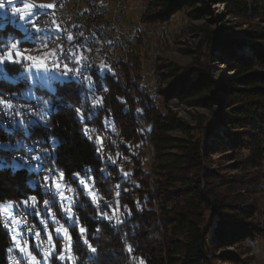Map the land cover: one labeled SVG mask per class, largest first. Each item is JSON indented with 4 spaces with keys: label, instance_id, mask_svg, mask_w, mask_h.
Listing matches in <instances>:
<instances>
[{
    "label": "trees",
    "instance_id": "obj_1",
    "mask_svg": "<svg viewBox=\"0 0 264 264\" xmlns=\"http://www.w3.org/2000/svg\"><path fill=\"white\" fill-rule=\"evenodd\" d=\"M219 1L224 14L235 19V23L209 32L197 30L204 33V42L208 43L210 52L214 49L217 58L223 56L233 62V73L227 80L232 88L217 83L203 64L181 74L168 65L167 74L162 76L176 81L159 91L163 107L155 111L151 100L142 96L132 82L128 83L124 93H120L106 73L102 81L92 76V85L87 88L68 80L56 82L55 97L52 96L49 103L56 112L50 110L48 127L32 116H27V121H32L27 126V135L24 125L19 123L22 117L16 118L15 133H9L0 125L1 142L13 144L25 139L32 142L30 139L35 138L42 147H47L52 168L60 175L63 173L62 182L75 190V204L70 209L75 224L68 230L74 264H91L93 254L84 245V238L97 250L96 264H210L217 250L254 242L264 236L263 213L256 200L249 203L251 195L264 196L261 184L264 182V31L247 33L243 37L245 40H238L237 34L231 32L250 20H257L264 27V0ZM197 4L201 7L195 8ZM157 6L159 11L151 15L149 12L146 20L151 17L164 20L184 9L193 10L187 14L192 20H211L207 0H163ZM1 20L0 51H7V43L16 44L18 49L44 45L43 37L30 23L25 22L19 28L17 23ZM134 38L137 42V37ZM253 40L255 44L248 43ZM243 46L249 54L240 52ZM129 54V66L134 68L135 56L131 49ZM23 65V62L5 63L8 76L19 77L27 66ZM128 70L125 66L127 74ZM160 78L161 75L158 80ZM21 83L23 81L11 84L0 80V93L9 94L20 105L28 104L25 97L12 95L21 90L18 88ZM45 93L48 92L39 90L34 94L48 98ZM217 94L221 95V101L216 99ZM91 95L96 99L95 105ZM57 98L60 99L58 105ZM70 104L83 105L85 111H81L100 128L108 129L119 123L121 169L111 163V154L106 153L107 163L104 164L98 139L95 136L88 139L80 129L87 119L79 124ZM171 104L205 109L217 104L223 111L230 108L232 116L223 121L227 125L226 141L208 147L203 139L204 132H212L214 125L203 129L202 138L197 137L195 127L178 118L168 107ZM137 118L145 123L143 129ZM2 121L0 119V123ZM87 128L84 127V131ZM173 133L179 136H173ZM149 146L153 150L150 162L146 155ZM17 147L21 149L19 154L15 150L1 152L2 157L9 156L7 160H15L24 167L17 170L0 168V203L12 201L17 204L26 195H36L38 201L49 199V209L38 203L36 210L27 206L31 210L27 213L40 234H44V228L53 233L63 223L56 208L63 209L66 205L56 206V198L43 187L40 173L29 170L17 159L24 154L25 147ZM9 152L11 154L7 155ZM242 153L245 157L240 160L238 157ZM212 155L224 156L232 162L233 170L245 175L222 179L207 168ZM80 180L85 181L91 193H85ZM110 181L116 196L110 194ZM112 197L116 207L109 203ZM19 208L24 210L23 206ZM114 208L119 213L118 222H114ZM53 215L55 222L49 219ZM81 228L85 229L83 237ZM8 242L0 221V264H6ZM53 244L59 249V240L54 239ZM238 264L243 263L239 261Z\"/></svg>",
    "mask_w": 264,
    "mask_h": 264
},
{
    "label": "rangeland",
    "instance_id": "obj_2",
    "mask_svg": "<svg viewBox=\"0 0 264 264\" xmlns=\"http://www.w3.org/2000/svg\"><path fill=\"white\" fill-rule=\"evenodd\" d=\"M163 0H130V2L127 4L125 3V11L123 14L121 25L123 29L126 31V37L129 39V50H132L133 56H135V66L130 67V54L128 52V60L127 63L123 65L122 68L125 66L127 69H129L128 74L126 71L124 72L122 69L123 75V82L120 84H116L118 87L120 93H124L125 90L128 87V83L132 82L135 86V88L139 91V93L144 96L148 97L151 100L152 106L154 107L155 111L160 110L163 105L160 95V90L165 89L168 87V84H172L176 81V79L170 77V78H163L164 74H167L166 67L168 65H172L173 68L177 69L179 74L183 73L185 70L193 67H198L199 64H203L207 68V72L211 77L214 78V80L220 84L227 85L228 88H232L233 86L228 82V78L232 76V64L233 62L226 60L225 57L221 56L220 58L216 57V51L213 49V51H209L210 47L207 42H204V33L206 31L215 30L217 28L223 29L226 28L229 24H234L235 19H232L230 17H227L223 12V5L219 0H207V8H208V14L211 17L210 21H204V20H192L188 17V13L193 11L184 9L180 13L170 16L168 18H165L164 20H155L154 18H149L151 20H146L145 16L148 15L150 12V15L152 12L156 13L159 11V7L157 4L162 3ZM30 2H33L34 5H38L40 7H31L26 9L25 5H29ZM5 7L0 9V21H3L1 19H4L5 21L17 23V26L19 28H22L25 22L31 23L29 20L30 13L32 12V15L34 11L37 8L42 9H49V3L48 0H11V3H8L7 0H4ZM151 3V5H149ZM31 5V4H30ZM200 4H197L195 8H200ZM15 9H20L21 11L19 13L14 12ZM21 15H24V19H21ZM208 17V18H210ZM224 25V26H222ZM1 26V24H0ZM223 27V28H222ZM34 28V27H33ZM202 29L203 32H199L197 29ZM35 29V28H34ZM264 31V27H262L257 20H250L246 24H241V27L234 28L231 32L236 33L237 39H243L247 33H256L258 30ZM123 30V31H124ZM124 31V32H125ZM42 36V35H41ZM134 37H137V42ZM242 40V42H243ZM254 41V40H253ZM249 44L253 45L256 42H248ZM45 44V43H44ZM8 49L5 52L0 51V56L7 57L9 53H14L16 51L24 53L25 56H31L34 59L32 61H28L27 59L23 60L24 63L23 66H26L27 62L28 65L25 67L24 71L20 74L19 77H10L5 69V63L0 64V80H3L5 82L16 84L19 80L23 81L21 85L18 87L21 90H19L18 93H25L27 95H15L20 97H25L28 104L26 105H35L36 100L35 97H37L34 93H38L39 90H46L48 93V98L51 99L52 96L55 97L56 93V82L62 83L64 81H67L68 78L66 76H60L57 73L49 70L44 69H37L33 67L36 64H43L45 65V62L50 60L51 51L48 47L47 51L44 50V45L42 46H35L33 48H19L16 47V49L12 48V44L7 43ZM26 50V51H25ZM243 55L249 54L250 51L246 49V47L243 46L242 50ZM14 59H19V57H13ZM26 62V63H25ZM8 63V62H7ZM13 63V62H9ZM29 69H31V72H29ZM161 75L160 80L159 76ZM98 77L97 75H94V77ZM3 77H6L3 78ZM39 82V83H38ZM26 84V85H25ZM126 84V85H125ZM122 86V87H121ZM108 91V86H105ZM42 93H44L42 91ZM108 93V92H107ZM0 95L8 101V95L5 92L0 93ZM0 96V97H1ZM39 97H42L39 95ZM91 98L93 100V105L96 104V99H94L91 95ZM216 99L221 101L222 97L221 95L217 94ZM31 101V102H30ZM9 102V101H8ZM25 102V103H27ZM14 105V104H13ZM72 105V104H70ZM15 106V105H14ZM73 107H76L72 105ZM220 105H214L211 109H205V108H199V107H189L187 104H171L168 107L175 113V115L182 119L183 121H186L188 124L192 125L196 129V136L202 138L205 134L206 136L203 138L207 146L210 148H213L216 146V144L219 141H226V128L227 125L223 124V121H227L230 116H232V110L227 109L226 111H223V108H219ZM37 107H42V105H38ZM84 109V107L82 108ZM132 109V107H131ZM50 110L53 112H56V108L51 106L50 104L46 106V112L48 115V119L50 116ZM85 111V109H84ZM72 112V111H71ZM81 116L84 115L86 117L87 114L85 112L80 113ZM87 119V118H86ZM139 126L143 129L145 127V123L142 119H136ZM140 121V122H139ZM42 122V121H41ZM43 123V122H42ZM85 123L89 124L87 126ZM44 124V123H43ZM214 125V127H213ZM84 127L87 128V131H84ZM212 132H204L202 133L204 128H212ZM117 128L121 132V127L118 124H112L110 128H100L95 123L91 122V120L87 119L86 122L83 123V127H80V129L83 131L84 136L89 139H93L95 136L98 141L97 145H100L102 138L99 134V131H109L113 132ZM113 131H112V130ZM232 131H229L231 133ZM86 133V134H85ZM173 136H179L178 133H173ZM217 135V137L215 136ZM122 134L120 133V138ZM114 140L111 139L108 141V145L112 146L115 144H118L119 150L115 152V158L111 159V163L113 164V161H115L116 166L115 168L121 169V164L123 163L122 159V152L120 149V140L116 139V136L114 135ZM148 138V137H147ZM17 138H15L16 140ZM17 141V140H16ZM16 141L12 144L11 141L7 142H1L2 144H12L15 145ZM18 146V145H17ZM12 148L3 149L0 148V168L6 167L11 168L12 170L22 169L24 166L20 164L19 162L15 160H7L9 156L5 155V158L1 156V152L3 151H11ZM111 150V151H110ZM107 152H113L114 151L109 148ZM100 153V152H99ZM147 161L149 162L152 160L153 157V150L149 146L147 149ZM11 152H9L7 155H10ZM110 155L111 153H107ZM224 153L223 155H225ZM245 154L242 153L238 159H244ZM107 163V160L104 161V164ZM231 163L228 162L224 156L221 157V155H212L210 163L208 164L207 168L210 170H213L219 177L222 179H230L233 177H242L245 175L242 172H239L237 170H233L231 168ZM264 172V167L262 169ZM57 174V178L62 179L61 175L55 171ZM40 178H42L43 187L46 188V190L50 193V188L54 189L56 193L60 194V200L64 202L66 205L63 209L57 207L56 211H58L63 223L60 224L53 233L48 231L46 228H44V234H40L37 230L35 225L33 226L37 233H39L40 237H43L47 239V241L54 246V239L59 240V249L54 246L56 249L55 251L58 253L62 252V244L64 248L66 249L67 244V251L70 254L69 249V227L73 226L74 221L72 220L71 214L69 215V212H67L65 209H71V205L75 204V190L71 188L70 186H67L64 182L63 185H59L56 178L49 175L46 179V182L49 183L51 186H47L46 182L44 180V176L42 174H38ZM107 177H110L109 172L107 171ZM52 178V179H51ZM56 179V180H55ZM49 181V182H48ZM63 181V180H62ZM54 182V183H53ZM110 194L111 196H116V191L114 190V187L112 185V182L110 181ZM214 183V182H213ZM264 182L262 181V187H264ZM87 185V184H86ZM204 185V183H203ZM215 184H212L214 187ZM85 187V185H83ZM68 188L71 192V199H66L62 191L65 188ZM150 190L152 191L153 188L150 185ZM85 193L89 194L91 193L90 187L87 185L85 187ZM249 203H252V201L256 200V205L259 207L261 213H263V217L261 218V221L264 222V196H258L251 195L249 198ZM56 201V200H55ZM11 203L12 207L7 209L5 211L3 205ZM109 203L112 204L113 207H116V201L115 198L112 197L109 200ZM57 206V204H56ZM24 210L17 207V204H15L12 201H5L0 203V214L3 217H6L11 220V218L14 216L16 219V216L20 214L21 212L26 214L27 218H29L27 212L29 209L27 208V205H24ZM18 211V214H17ZM16 212V213H15ZM23 213V215H25ZM71 213V212H70ZM114 216V222H118L119 219V213L114 208L113 212ZM51 222H55V220L52 219V216L49 217ZM29 222H33L29 219ZM44 224V223H43ZM59 229V231H57ZM65 230L67 232V235H65ZM6 231H10L6 229ZM35 231V232H36ZM13 232H10V235H12ZM13 240V239H12ZM14 241V240H13ZM17 241H19V246H17ZM63 241V242H62ZM14 243V242H13ZM14 245L19 250L20 247H24L27 249V251L33 252V254H36V246L34 244H31V241H25L23 240L19 234L16 235V243ZM20 256L24 261H26L27 264H30V257H27L25 253H21L19 250ZM213 260L210 262V264H238V262H242L243 264H264V236L256 239L254 242H244L237 246H230L223 249H219L215 252ZM40 257H38L39 259ZM72 263L73 262V259Z\"/></svg>",
    "mask_w": 264,
    "mask_h": 264
},
{
    "label": "bare ground",
    "instance_id": "obj_3",
    "mask_svg": "<svg viewBox=\"0 0 264 264\" xmlns=\"http://www.w3.org/2000/svg\"><path fill=\"white\" fill-rule=\"evenodd\" d=\"M129 2L130 0H126V6ZM64 10L66 14V23H64V28H61L60 25H57L56 12H52L50 8L49 9L37 8L34 11L33 15L42 17V19H48L49 25H50V32L44 33V31H42V29H40L39 27H34V28L42 35L44 43L47 44V47L51 51V55H55L58 52H63L64 45L67 48H74V44H75V46H79L82 48V51H76L75 56L77 58L78 63L73 64V65L76 68L77 74L80 75V73L83 72V75H80V76L84 77V79L79 76H72L70 81H73L79 84L82 88H87L89 85L85 77L92 78V76L97 75L98 76L97 78L102 81L105 74L107 73L116 84H120L121 82H123L124 74H122L121 72H122V69L124 71V68L122 67L124 64L127 63V60H128V52H129V44H130L129 39H127L125 32L123 30H117L116 32V39L120 41V55H118L117 44H110L109 46L111 70H117V75H115V73L111 72V70H109L106 66L104 68L100 67V65L103 64L102 57L99 54V51L97 49H93V41L90 40L89 38V27L87 24H84V18L86 15L95 16V9L89 8V0H64ZM117 20H118V13H116V7H108V15L106 16V25L99 26V41L101 43L109 42L108 28H115V22ZM69 36L72 37V40L68 39ZM83 57H85V59H88V60H86V62L82 61ZM47 69L49 71H53L57 73L55 69H50V68H47ZM0 73H3V72H0ZM57 74L60 75V73H57ZM64 76L66 75H63V77ZM8 98H9L8 101L14 104L15 106L17 107L21 106L19 103L13 100L12 97L8 96ZM71 110L74 113V115H76V119L78 123L81 124L82 119L78 118L79 116H81V114L75 113L73 108H71ZM0 113H2V108H0ZM21 113H23V109H21ZM3 116L11 117L10 115H3ZM2 120L3 121L2 123H0V125L4 126L9 133H15L17 131V128L15 127L14 124L7 123L6 121H4V119ZM114 129H115L114 131L111 129L113 132H109V131L99 132L102 138V141L100 143V150H101V158L103 160H105V156H106L105 152H107L109 148H111L113 151L114 149L116 151L119 150L118 144H115L112 146L108 145L109 140L111 139L114 140L115 138L114 135L116 136L117 140H120V130L117 128H114ZM25 142L27 144V147L24 149V153L30 152L33 155H41L42 157V162L32 161L30 165H26L27 168L29 170H33V171H36L42 174L44 176L43 181L45 182H46V178H48L49 175L53 176L54 178L57 179L58 184L62 186L63 185L62 179L57 178L56 173L55 175H53L52 173L48 171V169L52 168V166L49 161L50 159H49L48 153H40L38 151L39 149L38 145L42 147L41 144L40 143L35 144L34 141L29 142L26 139H25ZM49 179L50 178H48V180ZM46 184L48 188L49 186H51L47 182ZM50 191L52 195L56 198L57 206H63L64 202L60 200V194L56 193L53 188L52 189L50 188ZM62 194L67 200L71 199V193L69 192L67 188H65L62 191ZM17 214H18V211H17ZM16 220L19 221V224L12 225L10 219L3 217L0 214L1 226L5 230L9 238L8 247H7L6 264H27L26 261L22 259V257L20 256L19 250L13 243V240H12L13 234L10 235V232H12L11 229L13 227L15 228L16 234H19V236L23 240L25 241L30 240L31 244H34L36 246V251L40 253V256H44L46 252H49L48 264H73L72 260L67 258L69 256L68 254L69 252L67 251V244H65L66 249L64 248L63 244L61 246L62 247L61 250L66 258L64 260L56 259L53 261L52 255L56 253L55 251L56 249L54 248V246H52L47 241V239H44L45 240L44 250L42 249V237L40 236L37 237L36 235L37 231L33 227L34 224L32 225V223L29 222V218H27L26 214L25 215H21V213L18 214L16 216ZM5 222L9 223V228L4 227ZM17 228H19L20 230L18 231ZM6 229L10 231H6ZM9 249H11V251H9Z\"/></svg>",
    "mask_w": 264,
    "mask_h": 264
},
{
    "label": "snow or ice",
    "instance_id": "obj_4",
    "mask_svg": "<svg viewBox=\"0 0 264 264\" xmlns=\"http://www.w3.org/2000/svg\"><path fill=\"white\" fill-rule=\"evenodd\" d=\"M7 2L11 3V0H7ZM4 7H5L4 0H0V9H2ZM31 7H32V5H30V4L29 5H25L26 9L31 8ZM20 11H21L20 9H15L14 10V12H17V13H19ZM24 18H25L24 15H21V19H24ZM68 39L72 40V37L69 36ZM16 47H17L16 44L12 45L13 49H16ZM14 56L15 57H19V59H14L13 58ZM62 58L63 59H70L73 64L78 63L75 54H73L71 57H69L67 54H64ZM25 59H27L28 61H32L34 58L31 57V56H25L24 53L16 51L14 53H9L7 57L0 56V64H4V63H7V62L20 63V62H22ZM33 67H35L37 69L48 70L45 65L39 64V63L34 65ZM100 67L104 68L105 65L101 64ZM29 72H31V69H29ZM60 75L63 76V75H69V74L66 71H64V70H60ZM80 75H83V72H81ZM3 78L6 79V77H3ZM71 78H72L71 75H69V79L70 80H71ZM85 79L87 80L88 85L91 86L92 85L91 78L90 77H85ZM12 95H27V94H25V93H13ZM35 100H36V104L35 105H26V106L25 105H21V106L17 107V106H14L11 102H8L6 100V98L0 97V108H2V114L3 115H10L12 117V122L13 123L16 122V117L21 116V109H23V112H24V114L26 116L37 117L40 121H42L44 123L45 127H47V125L49 123V120H48V115H47V112H46V106L49 105L50 100L46 99V98H43V97H39V96L35 97ZM38 105H42V107H37ZM69 107L73 108L72 105H69ZM82 108H83V105H80V106L74 107L73 110H74L75 113L79 114V113H81V109ZM137 111H140V110L137 109ZM78 118H80L82 120L86 119V118L90 119V117H86L84 115L79 116ZM19 123L24 125V127H25V135H27V126H28L29 123H32V121L28 120L27 123H26L24 119H20ZM89 139H91V137H89ZM34 143L35 144H39L40 141H34ZM17 145H21L22 147H25V148L27 147V144H26L25 141L17 140L15 145H12V144L5 145V144L0 143V148H3V149L12 148L13 150H15L19 154L21 149L18 148ZM38 151L40 153H49V149L47 147H41V148L38 149ZM19 159L22 160L25 165H30L32 161H41L42 162L41 155H33L30 152H26L23 155H19ZM113 163H115V161H113ZM48 171L50 173H52L53 175H55V170L54 169L49 168ZM62 175H63V173H61V176ZM80 184L85 185V187H87V185L85 184L84 180H80ZM92 195H93V199H95V194L93 193ZM29 201H31V203H29ZM38 203H42L43 208H45V209H49L50 208V200L49 199H41V201H38L36 195H31V196L26 195L23 201H20V202L17 203V207H22L24 205H27L28 207L32 208L33 210H36V206H37ZM3 207H4L5 211H7V209L12 207V204L11 203L4 204ZM65 210L67 212H69V215L71 214L70 213V209H65ZM21 215H23L22 212H21ZM105 216H107L106 213H105ZM52 219L55 220L56 217L53 215ZM41 223L43 224L44 221L42 220ZM57 223H58V221H57ZM11 224L12 225H17V224H19V221L16 220L15 217L13 216L11 218ZM4 227L5 228H9V223L5 222ZM11 230L13 232V237L12 238H13V240H16V235L17 234L15 232V228L13 227ZM57 231H59V229H57ZM84 232H85V229L81 228L80 229L81 237H83ZM36 235H37V237H39V233H37ZM65 235H67L66 230H65ZM83 243H84V245H87L90 253L93 254V256L91 258V264H96V260L98 259V257L95 255L96 251H97L96 248L91 243H89L87 238H84ZM17 246H19V241H17ZM19 250H20L21 253H25L27 257L31 258L30 264H48V254L47 253L44 256H40L39 252H36V254H33V252L27 251V249L24 248V247H20ZM9 251H11V249H9ZM38 257H40V258L38 259ZM65 258L66 257L63 254V252H61L58 255H56V254L52 255V260L53 261L56 260V259L64 260ZM67 258L68 259H73L71 256H68Z\"/></svg>",
    "mask_w": 264,
    "mask_h": 264
},
{
    "label": "built area",
    "instance_id": "obj_5",
    "mask_svg": "<svg viewBox=\"0 0 264 264\" xmlns=\"http://www.w3.org/2000/svg\"><path fill=\"white\" fill-rule=\"evenodd\" d=\"M49 8L52 10V12H56L57 14V25H60L61 28H64V23H66V14L64 10V0H48ZM125 3L126 0H89V8L95 9V16H88L86 15L84 18V24H87L89 27V38L93 41V49H97L99 51V54L102 57V63L105 65L109 70H111V62H110V55H109V46L110 44H117V51L118 55H120V41L116 39V32L117 30H124L121 22H122V16L125 11ZM30 4L33 7H40L38 5H34L33 2H30ZM108 7H116V13H118V20L115 22V28H108L109 30V42L108 43H101L99 41V26L106 25V16L108 15ZM29 20L31 21L32 27H39L44 31V33L50 32V25L48 19H42V17L32 15V12L30 13ZM125 31V30H124ZM126 33V31H125ZM44 47H47V44H44ZM76 51H82V48L79 46H75L74 48H67L65 45L63 46V52H58L55 55H50V60L45 62L46 68L55 69L57 73H60V70L66 71L69 75L72 76H79V74L76 73V68L74 67L73 63L70 59H63V55L67 54L69 57H71L73 54L76 55ZM88 59H85V57L82 58V61H85ZM66 66V67H65ZM111 72L115 73L117 75V70H111ZM69 75H66L69 79ZM84 79V77H81ZM60 99L57 98V105L60 103ZM22 117L27 122V116L24 114H21V116L16 117L17 119H20ZM37 118V117H36ZM0 119H4L7 123L15 124L12 122V117H6L3 116L2 113H0ZM48 127V126H47ZM31 141H36L35 138L30 139ZM104 140V139H103ZM38 148H41L38 145ZM115 149L114 154L113 152H105V153H111V156L113 159L115 158ZM19 159V157H17ZM63 184V182H62ZM19 231L20 229L17 228ZM44 244L45 240L42 238V249L44 250ZM49 257V252H46Z\"/></svg>",
    "mask_w": 264,
    "mask_h": 264
},
{
    "label": "crops",
    "instance_id": "obj_6",
    "mask_svg": "<svg viewBox=\"0 0 264 264\" xmlns=\"http://www.w3.org/2000/svg\"><path fill=\"white\" fill-rule=\"evenodd\" d=\"M13 242L16 243V240H14Z\"/></svg>",
    "mask_w": 264,
    "mask_h": 264
}]
</instances>
